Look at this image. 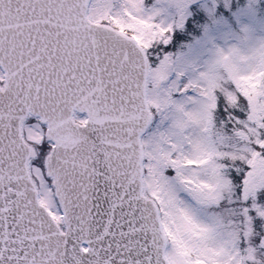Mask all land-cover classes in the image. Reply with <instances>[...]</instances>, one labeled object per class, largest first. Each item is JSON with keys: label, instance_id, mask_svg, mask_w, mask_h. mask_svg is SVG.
Wrapping results in <instances>:
<instances>
[{"label": "snow or ice", "instance_id": "snow-or-ice-1", "mask_svg": "<svg viewBox=\"0 0 264 264\" xmlns=\"http://www.w3.org/2000/svg\"><path fill=\"white\" fill-rule=\"evenodd\" d=\"M0 264H264V0H0Z\"/></svg>", "mask_w": 264, "mask_h": 264}]
</instances>
